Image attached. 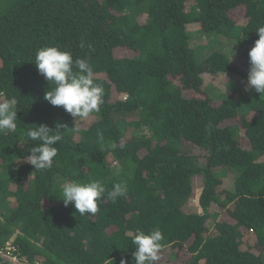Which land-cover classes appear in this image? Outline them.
<instances>
[{
	"label": "trees",
	"instance_id": "16d2710c",
	"mask_svg": "<svg viewBox=\"0 0 264 264\" xmlns=\"http://www.w3.org/2000/svg\"><path fill=\"white\" fill-rule=\"evenodd\" d=\"M191 24L226 45L199 59ZM261 26L264 0H0V103L17 100V127L0 134V248L14 235L28 264H135L132 235L159 228L155 264H264V95L201 91L205 73L222 93L245 87ZM45 46L92 66L103 103L88 126L44 99ZM57 123L52 166L35 169L26 130ZM90 180L127 194H105L94 215L65 207L63 184Z\"/></svg>",
	"mask_w": 264,
	"mask_h": 264
},
{
	"label": "clouds",
	"instance_id": "9594fccd",
	"mask_svg": "<svg viewBox=\"0 0 264 264\" xmlns=\"http://www.w3.org/2000/svg\"><path fill=\"white\" fill-rule=\"evenodd\" d=\"M256 32L259 39L248 52L250 67L244 90L246 92L254 90L264 95V26L258 27ZM84 46V42L80 41L79 47ZM88 47L90 48L91 45L89 44ZM34 63L39 74L50 85V89L44 94V99L50 105L62 107L75 121L99 111L103 103V88L94 82L93 68L87 59L79 57L73 59L69 51L61 50L56 46H45L36 51ZM16 104L17 100L14 97L0 103V134L16 129ZM63 127L66 126L57 123V130H53L47 124L28 128L27 139L37 143L31 148L26 162L35 169L50 168L58 151L54 145L62 139L59 129ZM100 139H103L102 135ZM111 147L115 149L117 144L113 143ZM105 194L107 199L115 203L118 198L126 196L127 186L114 183L111 189H106L98 180H90L86 183L70 181L62 186L64 206L67 207L71 203L80 215L96 214L98 200ZM13 237L4 242L0 251L2 249L5 253L11 251L5 246L6 242H10L13 249ZM163 238L159 228L149 232L137 229L131 237V242L135 245L131 259L135 264H155L161 259L159 252ZM0 261L7 262L1 256ZM120 264H129V261L121 259Z\"/></svg>",
	"mask_w": 264,
	"mask_h": 264
},
{
	"label": "rangeland",
	"instance_id": "374dc122",
	"mask_svg": "<svg viewBox=\"0 0 264 264\" xmlns=\"http://www.w3.org/2000/svg\"><path fill=\"white\" fill-rule=\"evenodd\" d=\"M243 13V9L239 10L237 12V15H240V18L242 16ZM188 33H190V46L193 48V50L195 51V54L198 56V58H204L206 57L210 52L212 47L217 46L218 48L222 49L223 46L222 44L224 43L226 45L227 41H225L226 39H223L222 41L218 38L215 37H206L205 35L201 34L198 27L194 24H191L187 27ZM228 46V45H227ZM226 46V47H227ZM230 46V45H229ZM117 55H124L123 52H120ZM232 58H235V56L231 55ZM202 79H203V83L201 85V91L204 93H206L208 96L213 97V99L215 101H222L223 96L227 98H232V99H236L242 92H244V86H242L241 84L238 85V90H232V89H225L223 88V93H222V89L219 86V78L217 77V80H215L214 78H212L209 74L205 73L204 75H202ZM241 82L243 83V78L240 77ZM76 122L74 121V124L77 127H85L88 126L89 124H91V122L94 121V116L93 114H90L88 117L80 119ZM128 137L130 134L127 133L126 134ZM78 138V137H77ZM76 138V139H77ZM21 159H18V162H20ZM115 165V164H114ZM195 193L196 195L192 198L191 203L189 204V208L192 211H199V206H198V200H197V196L200 194V189H201V184H200V180L197 178L196 182H195ZM222 210L218 213V217L220 218L222 215ZM221 215V216H220ZM14 236V235H13ZM186 258V256L184 255H180L178 258V262H181L182 260H184Z\"/></svg>",
	"mask_w": 264,
	"mask_h": 264
},
{
	"label": "built area",
	"instance_id": "2783aa9c",
	"mask_svg": "<svg viewBox=\"0 0 264 264\" xmlns=\"http://www.w3.org/2000/svg\"><path fill=\"white\" fill-rule=\"evenodd\" d=\"M5 246H8L7 247V249L9 250H11V251H9V252H7V253H5V252H3V249L0 251V256H1V258H3L5 261H7L8 262V264H28V263H26V262H23V261H21V260H19L18 258H17V256L16 255H14L13 253H12V247H11V243L10 242H6V245Z\"/></svg>",
	"mask_w": 264,
	"mask_h": 264
}]
</instances>
